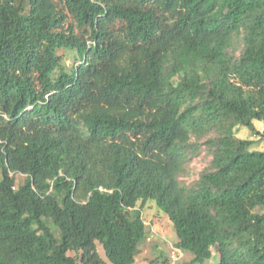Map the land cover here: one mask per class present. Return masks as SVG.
<instances>
[{
  "label": "trees",
  "instance_id": "obj_1",
  "mask_svg": "<svg viewBox=\"0 0 264 264\" xmlns=\"http://www.w3.org/2000/svg\"><path fill=\"white\" fill-rule=\"evenodd\" d=\"M237 126L264 138V0H0V264H135L147 201L189 264H264V152Z\"/></svg>",
  "mask_w": 264,
  "mask_h": 264
},
{
  "label": "rangeland",
  "instance_id": "obj_2",
  "mask_svg": "<svg viewBox=\"0 0 264 264\" xmlns=\"http://www.w3.org/2000/svg\"><path fill=\"white\" fill-rule=\"evenodd\" d=\"M240 51L241 44L236 43L235 54L238 55ZM58 54L62 56V63L66 70H70L78 63V55L75 52L60 50ZM253 124L257 132L261 133L263 131L262 122L254 121ZM234 134L238 139L252 140L251 150L264 152V138L259 135L255 136L248 128L237 126L234 129ZM214 137L215 134L213 133H207L201 138H197L196 136L191 137V147L188 149V153L184 159L183 169L178 176V181L181 186L187 189L192 188L199 181L201 175L210 168L212 150L206 144V141ZM24 179L25 176L23 175H14V187L17 188L20 186ZM136 215H139L143 220L147 237L138 247L135 264H148L151 260H162L164 258L170 264L172 250L176 248L175 244L177 241L171 222L157 209L153 201H147L145 203L138 202L134 209L129 210L130 217ZM50 229L57 236V230L52 224H50ZM96 248L100 257L106 261L103 250L98 243H96ZM68 255L76 256L74 252H69ZM191 259L192 255L190 253L182 252V257L177 264H189ZM218 260L216 249H212V255L208 260L196 264H217Z\"/></svg>",
  "mask_w": 264,
  "mask_h": 264
},
{
  "label": "built area",
  "instance_id": "obj_3",
  "mask_svg": "<svg viewBox=\"0 0 264 264\" xmlns=\"http://www.w3.org/2000/svg\"><path fill=\"white\" fill-rule=\"evenodd\" d=\"M172 252L170 264H177L179 259L182 257V251H180L178 248H173Z\"/></svg>",
  "mask_w": 264,
  "mask_h": 264
}]
</instances>
